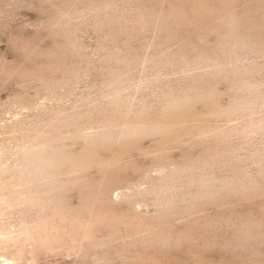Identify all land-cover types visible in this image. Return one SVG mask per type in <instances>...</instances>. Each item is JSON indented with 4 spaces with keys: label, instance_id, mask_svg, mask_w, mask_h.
Returning <instances> with one entry per match:
<instances>
[{
    "label": "rangeland",
    "instance_id": "374dc122",
    "mask_svg": "<svg viewBox=\"0 0 264 264\" xmlns=\"http://www.w3.org/2000/svg\"><path fill=\"white\" fill-rule=\"evenodd\" d=\"M48 1L0 0V183H11L14 191L21 192L23 185L10 168L18 164L26 148L33 144L36 131L46 129L57 118L67 119L74 113L84 115L91 113L94 107L108 106L109 85L114 81L125 88L127 121L164 120L176 123L177 127L168 135H143L129 142L114 141L94 145L91 149L90 143L86 145L88 142L82 139L62 143L66 145L63 152L69 158H73L69 155H75L74 158L78 156L81 161L86 157L87 161L98 162L89 164L83 159L85 165H90L85 166L76 178L81 177L83 189L85 185L96 187V183L101 182L98 187L103 189L102 195L105 193L111 200L104 198L109 210L127 218L142 217L140 224L144 223L143 227L118 228L108 221L101 222L92 231L93 241L98 246L83 255L61 248L57 253L33 256L25 252L16 257L18 253L13 256L11 252L12 256H9L1 243L0 264H264V166L256 160L259 153H264V54L244 52L239 55L241 68H262L252 79L260 84L259 99L253 111L231 115L228 111L239 96L248 94L240 89L233 76H220L204 66L169 65L161 69L153 63L155 58L167 55L182 57L183 54L191 60L200 56H213L215 60L228 58L223 40L230 27L222 24L224 12L253 15L250 20L260 24L261 29L253 31L254 38L263 43L264 0H135L129 7L130 12L143 9L152 17L166 15L168 21L165 19L157 25L147 20L128 28H101L93 22L91 14L85 12L73 19L68 26L69 32L66 30L68 34L51 27L64 1ZM86 2L79 1L68 10L78 15L80 12L75 10L76 7L85 6ZM244 29L248 30L247 27ZM111 53H125L137 61L131 65L106 63L105 59ZM76 71L83 72L77 76ZM43 77L45 82L41 81ZM192 86L202 91L194 93L188 105L167 112V93H184ZM112 109L118 112V108L111 107L106 115L95 113L97 119L94 121L82 118L79 129L87 134L101 131L111 114L112 117L121 114ZM255 121L263 126L256 130L246 128ZM239 127L243 130L235 131L230 139L219 136ZM74 132H77L74 127L64 129L66 135ZM205 148L230 149V154L221 158L222 165L210 171L220 181V186L217 183L214 189L217 194L203 200L193 199L191 194L196 196L199 191L195 184L192 186V179L186 178L176 187L175 211L159 213L165 195L160 188L162 176L170 175L175 168L190 166L206 153ZM88 155L93 159L88 160ZM103 162L107 171L102 167ZM240 174L250 176L256 188L247 192L223 188L222 182L230 175ZM78 185L65 195V205L71 210H79L82 198H85ZM17 206H6L0 215L3 228H8L7 231L0 229L1 238L8 237L9 230L17 232L20 205ZM249 221L260 225L257 236H250L244 228V223ZM153 230L162 231L169 240L150 241ZM3 250L10 258H3Z\"/></svg>",
    "mask_w": 264,
    "mask_h": 264
},
{
    "label": "bare ground",
    "instance_id": "6f19581e",
    "mask_svg": "<svg viewBox=\"0 0 264 264\" xmlns=\"http://www.w3.org/2000/svg\"><path fill=\"white\" fill-rule=\"evenodd\" d=\"M63 1H64V4L62 7H60L59 12L56 13V18H54V21L51 27L53 28L52 30H63L67 34L69 32L68 26L72 24V22H74L73 19L76 16H79L85 12L86 13L89 12L93 18V22L98 27H101V28L102 27L104 28L105 27H109V28L119 27V29L128 28L129 26H134L136 24H140V22H144L147 20H151L153 23L159 25L160 22L164 21L167 18L166 15H162V16L154 15L152 17L151 16L152 14L149 15V13H147L146 11H143V9H141V11L139 12L138 10L130 12L132 10H130L129 7L135 4L134 3L135 0H87L86 2L87 5L82 6L80 8L76 7L75 10L77 11L79 10L80 12V14L78 15H77V12L73 13L68 9L72 8L79 1H83V0H63ZM47 2L49 1L47 0ZM82 4H85V3H82ZM66 7H69V8L66 9ZM238 14L239 13L236 14L235 12H232V11L224 12L223 14H221V17H222L221 21H223L222 24L223 25L225 24L230 27V32H228V34L225 33L227 36H224V40L221 38L225 43V51H227V53L229 54L228 58L226 57L227 59L225 58V60H222L221 57L220 58L218 57L219 56L218 55L217 56L218 58L216 60L215 58H213V56H200L199 58L191 60L189 57L187 58L186 56H183L182 54V57L180 55H179L180 57H177V56L174 57V56H168V55L162 56L157 59L155 58L153 62L157 68H161V69L169 65H172V66L173 65L174 66L183 65V68L184 66H188V65L189 66L196 65L197 67L204 66V67L210 68L212 72L220 76L222 75L225 77L233 76L232 78L236 80L235 83L240 84L239 86L240 89H242L244 92H248V94L244 97L239 96L234 106L231 107V109L229 108L230 110L228 111V114L230 112V115L231 113L235 114V113H241L244 111H248V112L253 111L254 106L258 103V99H259L258 93H259L260 84L253 82L252 79L255 73L261 72L262 68L261 69L258 67H253L249 69L241 68L242 66L240 67L238 65V61L240 60V59L238 60L239 55H241V53H244V52L251 53V54L257 53V54H260V56H262L261 54H264V41L263 43H261L259 40L254 38V34H253V31L254 32L256 30L259 31L260 28L258 26L260 24L257 25L256 22H255L256 24L252 22L249 18L251 15L249 17L247 14L246 16L244 14H243L244 16L243 15L237 16ZM244 27H247L248 30L244 29ZM72 44H75V42H73ZM75 48H77L76 44H75ZM131 57H129L128 54H125V53H119V54L111 53L105 59L106 60L105 62L106 63L125 62L128 65L129 64L131 65L133 63L135 64L137 60ZM219 59H221L222 61ZM115 71H113V73ZM76 72L78 73L77 76H79L83 71H79V72L76 71ZM114 75H116V73H114ZM36 76L40 77L37 74ZM45 79L46 78L43 77L41 81H44ZM58 82L56 84H58ZM117 82L114 81L113 83H111V85H109V88H111L110 89L111 92H110V95L108 94L109 96L108 98L110 99L108 106L94 107L95 109H93L91 113H87L84 115H81L80 113L78 114L74 113L70 118L66 117L67 119L57 118L56 120L51 121L49 125L47 124L48 126L44 124L48 128L46 127L45 129L43 127L40 130L36 131V134L33 137L34 138L33 144L29 148H26V150L23 152L22 156L20 157L18 164L10 168V170L13 171L18 176V180L20 181L21 185H23L21 192L14 191L13 190L14 188L11 183H7V184L0 183V215L3 214L2 212L3 210H5L6 206H10L12 208L14 206L20 205L19 210L15 207L18 210L17 211V222H18L19 228L17 227L18 228L17 232L14 233L12 230H9L11 231V233H8L9 235L12 233L14 234L10 236L8 235V237H5V238L0 237V244L2 243L1 245L4 246L7 251H9L10 253V254L8 253L9 256H12V253H13V256H14V253L15 254L18 253L15 255L16 257H18L17 255L19 254L23 255V253L25 252H27L26 254L30 253V255L34 254L33 256H35V254L37 253H54L55 251L57 253V250L59 251L61 250V248L64 249L66 252L68 251L70 253L71 252L75 253L74 251H76L77 253L79 254L81 253L83 255V254H86L88 250H91L94 247L98 246L97 242L95 243L93 241L94 236L92 235L94 234L92 233L94 232L93 231L94 226L97 224L99 225L101 222L104 224V221H108V223H112L118 228H121L122 226L131 227V225H134V227H136L135 225H137V227L140 228L142 224V222H140L142 221L141 216H140L141 218H139V216H136V218H132V217L127 218V216L124 217L125 215L120 216V214H114V211L112 212L111 210H109V208L106 205V202L109 201L110 199L107 197L108 195L105 196V193H103L102 195L101 192H103L102 191L103 189L100 190V188L98 187L101 182L99 184L96 183L97 184L96 187L94 185L92 186L89 185L90 187L85 185L86 187L83 189L84 185L82 183L84 182L79 181L81 177L79 180L76 179V178H79L80 175L79 176L77 175L80 172H82L84 168L90 166L89 164H92L91 162H93L94 164H97L98 162L95 163L94 160L87 161V159H85L86 157L85 158L83 157V159H85L87 162H90L87 166V163L85 165V162H82L84 161L83 159L82 161L77 159L78 156L77 158L75 157L76 158L75 159L74 158L75 155H69V156H72L74 159L71 157L69 158L68 154L63 152V146L66 147V145L62 143H64L66 140H72V139L85 140L88 142V143L86 142L87 143L86 145L90 143L89 146L90 145L91 146L89 148L91 149L92 146L94 145H101V144H106V143L109 144L111 142L113 143L114 141L119 142L121 140V141L129 142L128 140H131V141L136 140L137 138H140L143 135H154L155 136L159 134L160 136V134L162 135L164 133L168 135L169 132L171 133L175 129V127H177L176 123H170L164 120L159 121V122L158 120L157 121L153 120V122L143 121L139 123H133L131 121L130 122L127 121V119L125 118V103H127L126 102L127 100L123 94L124 92L123 89L125 88H123L122 83L120 84ZM48 83L54 84L51 81H49ZM194 87L189 89V91L187 92L183 91L184 93L182 92L176 93V91L167 93L168 95L166 97L167 99L166 102H168V104H167V107L165 106L167 108V112L178 111L180 108H182L186 104L188 105V101L189 99H191L192 96H194V93L199 94L200 89L198 90L197 88H194ZM206 93H207V90H206ZM111 107L118 108L117 109L118 112L115 111L116 109L114 110L112 109V110L117 113L120 112L122 115L115 113L117 116L112 117L113 114H111V116H109L107 120L104 121L105 123L103 124V129H101V131L95 132L94 134H87L82 131L83 129H79V128H82L81 126L82 124L79 123L80 120H82V118L86 117V118H89V119L91 118L92 120L93 119L95 120L97 119V118H94V116L96 115L95 113L106 115L110 113L108 111L109 109H111ZM112 110H111V113H114L112 112ZM140 119H142V117ZM261 125L262 124L256 123L255 121L254 123L249 124V126L246 128L251 129V130H256V128H260L263 126ZM70 127H74V129H76L77 132H74L73 134H69V135L64 134V129H68ZM241 130H243L242 127L241 128L239 127V128H235L234 130L232 129L231 131H227V133L224 132L218 135L222 139L224 138L226 140L227 138L230 139V137L234 134L235 131L237 132ZM225 149L226 150H223V148L221 150H219L218 148H208L206 149V153L203 156L197 159L195 158L196 160L192 159L194 160V162L192 161L193 164H191L190 166L187 165L186 168L183 167L184 169H180L181 167L179 169L175 168L173 172L171 171L172 173L170 175H163L160 181L161 182L160 188L163 189L162 192H164L165 195H163L164 201L161 200L162 208L161 210H159V213H165L167 211L171 213V211L174 210V207L177 204L175 197H178L176 195L177 193L176 187L178 186V184L181 185V182H183L184 179L186 178L192 179L193 181L192 186L193 184H195L199 191L198 194H196V196L194 195L195 193L191 194L195 196V197L192 196L193 199L203 200V198H209V197L211 198L213 195H216L217 193H215L216 190L214 189L217 186V183L218 182L220 183V181H217V178L212 176L213 174L211 172L214 170V167H216L217 165H219V167L222 165L220 163L222 162L221 161L222 157H224L225 155L228 156L227 154L230 149L229 148H225ZM89 154L93 156L91 153ZM81 158L82 157H80V159ZM91 159L93 158H90L88 160H91ZM256 160L261 165V167L264 166V153L262 154L259 153V155H257ZM188 163L190 164L191 162H188ZM102 167L104 169L105 167H107V165L104 163L102 164ZM230 176L231 177L225 180V182L224 181L222 182L223 185L222 184L221 185L224 186L223 188H228L231 190L234 189L236 191H238L237 189H239L240 192H247L249 190L252 191L253 189L256 188L255 182L252 179H250L249 178L250 176L248 177V175L240 174V175H234V176L230 175ZM219 183H218V187L220 186ZM78 184L81 185V189L85 193V194L83 193L85 196H82V197H85V198H82L83 202L81 201L82 202L81 206L79 204L80 206L79 210H71V207H69L70 208L69 209L65 205V203H67L65 202V200H67L65 199V195L67 191L69 192V189L75 187ZM78 187L79 185L77 186V188ZM104 198L108 200L106 201L104 200ZM113 202L114 201H112V203L110 202L109 203L113 204ZM75 207L77 208V206ZM113 207L114 206H112V208ZM15 214L16 213H14V215ZM5 224L7 225V223ZM1 225H0V229H3V231L8 229L7 226L3 228L4 226L3 225L1 226ZM143 225L141 227H143ZM244 228L246 229L247 233L249 231L250 236L254 234L255 236H257V233L260 232L259 230L260 225L253 221L244 223ZM244 228H243V231H244ZM97 229L95 231L98 232ZM3 231L2 233H5ZM150 234H151L149 235L150 237L148 236L149 240L153 242H157V241L166 242L169 240V237L166 234H164L162 231L160 232V230L159 231L153 230L152 233ZM2 246L0 248H2ZM102 246H104V244ZM7 251H4L5 255L4 256L2 255L3 258L7 257L6 256ZM9 256L7 258H10Z\"/></svg>",
    "mask_w": 264,
    "mask_h": 264
}]
</instances>
